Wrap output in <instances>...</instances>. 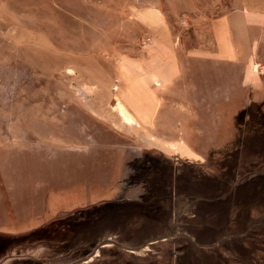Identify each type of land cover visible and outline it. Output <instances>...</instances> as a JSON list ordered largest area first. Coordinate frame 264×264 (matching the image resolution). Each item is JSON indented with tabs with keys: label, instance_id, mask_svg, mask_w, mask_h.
<instances>
[{
	"label": "rangeland",
	"instance_id": "rangeland-1",
	"mask_svg": "<svg viewBox=\"0 0 264 264\" xmlns=\"http://www.w3.org/2000/svg\"><path fill=\"white\" fill-rule=\"evenodd\" d=\"M261 5L0 0V264H264V82L203 52Z\"/></svg>",
	"mask_w": 264,
	"mask_h": 264
},
{
	"label": "crops",
	"instance_id": "crops-1",
	"mask_svg": "<svg viewBox=\"0 0 264 264\" xmlns=\"http://www.w3.org/2000/svg\"><path fill=\"white\" fill-rule=\"evenodd\" d=\"M259 9H241L238 13L223 15L213 20L211 30L215 40L213 50L203 51L208 54L206 59L214 66L219 63L245 65V85L251 88L261 87L264 82V66L259 69L254 57L256 39L248 38L244 31L264 29V5ZM196 58V57H194ZM212 60H215L213 63ZM207 62L206 60H204ZM254 65V68H253ZM182 78V75H181Z\"/></svg>",
	"mask_w": 264,
	"mask_h": 264
},
{
	"label": "bare ground",
	"instance_id": "bare-ground-1",
	"mask_svg": "<svg viewBox=\"0 0 264 264\" xmlns=\"http://www.w3.org/2000/svg\"><path fill=\"white\" fill-rule=\"evenodd\" d=\"M128 115H126V117H127Z\"/></svg>",
	"mask_w": 264,
	"mask_h": 264
}]
</instances>
